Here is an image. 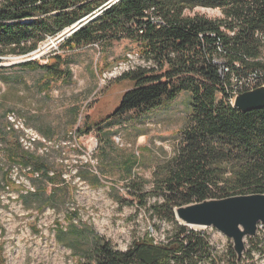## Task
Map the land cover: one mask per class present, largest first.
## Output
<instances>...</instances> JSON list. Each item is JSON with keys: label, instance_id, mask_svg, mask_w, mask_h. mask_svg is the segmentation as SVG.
Masks as SVG:
<instances>
[{"label": "trees", "instance_id": "trees-1", "mask_svg": "<svg viewBox=\"0 0 264 264\" xmlns=\"http://www.w3.org/2000/svg\"><path fill=\"white\" fill-rule=\"evenodd\" d=\"M108 1L0 0V61L4 56L33 52L46 38L102 9L66 37L61 47L97 44L103 48L119 40L136 44L146 65L119 76L132 85L106 119L135 112L143 122L145 112L154 105L171 101L181 92L188 97V116L174 151L154 166L149 180L135 175V155L117 163L127 176L128 190L141 192L145 184H151L148 193L154 201L147 206L146 201L139 203L151 217L170 223L171 229L161 241L145 234L119 250L93 228L73 222L77 212H70L67 227L56 224L55 240L71 250L77 264H241L232 247L219 254L205 232L179 223L174 209L206 199L264 193V106L241 111L229 101L264 86V0ZM196 7L218 10L219 16L187 14ZM51 59L45 64L29 60L16 65L65 76L61 56ZM11 79L4 77V82ZM11 112L5 114L4 132L14 134L17 142L18 133L6 130V116ZM99 123L87 126V132ZM18 150L24 166L11 164L7 175L11 166L18 165L29 167L43 180L52 179L50 166L40 156L19 145ZM80 176L88 178L87 172ZM99 179L88 178L95 186L100 185ZM42 184L34 192H19L26 207L38 201L41 211L51 205L53 193L46 194ZM247 241L251 244L247 255L254 249L264 255L259 238Z\"/></svg>", "mask_w": 264, "mask_h": 264}, {"label": "rangeland", "instance_id": "rangeland-1", "mask_svg": "<svg viewBox=\"0 0 264 264\" xmlns=\"http://www.w3.org/2000/svg\"><path fill=\"white\" fill-rule=\"evenodd\" d=\"M193 13L219 16L218 10L201 7L187 11ZM65 32L46 38L27 55H8L0 61V259L3 264H77L71 250L54 237L57 223L67 227L70 212H77L73 222L93 228L119 250H126L134 239L145 234H150L155 242L161 241L171 229L170 223L151 217L146 210L155 199L148 193L151 184H145L141 192L128 190L127 176L117 163L135 155L138 159L133 168L135 175L149 180L154 166L174 151L177 134L188 116L187 94L181 92L171 101L154 105L145 112L147 118L143 122L135 112L106 119L132 85L128 80L118 79L119 76L146 62L136 44L129 40L113 41L103 48L97 44L63 48ZM55 54L64 60V74L72 69V83L65 79L62 83L45 84L44 80H53L52 77L34 70V66L22 69L16 65L31 58L37 64L53 62L51 58ZM92 73L95 89L91 93ZM39 76L41 82H34ZM4 77L12 79L5 83ZM72 104L78 106L77 121L69 111ZM8 111H14L35 129L36 120L40 127L49 128L54 134L50 137L53 142L48 144L50 152L34 151L38 143L32 149L29 147L31 153L50 166L52 179L43 180L28 169H20L17 176L16 172L11 177L7 175L6 168L11 164L24 166L15 135L4 132ZM20 122L16 120L17 125ZM95 123L99 125L87 132V126ZM35 136L33 130L24 131L23 145L27 148L28 140ZM81 172H87L88 178L99 177L100 185L83 179ZM25 178L30 187L23 181ZM41 184L46 194L53 193V202L41 211L38 201L26 207L19 192H34ZM141 200L147 202L146 206L140 205ZM192 227L205 232L219 254L224 255L232 246L231 238L215 228ZM247 239L246 251L251 247ZM246 251L241 264H264L263 255L256 249L251 255Z\"/></svg>", "mask_w": 264, "mask_h": 264}, {"label": "water", "instance_id": "water-1", "mask_svg": "<svg viewBox=\"0 0 264 264\" xmlns=\"http://www.w3.org/2000/svg\"><path fill=\"white\" fill-rule=\"evenodd\" d=\"M115 1L109 0L107 3ZM101 10L65 29L64 35L70 36L75 30L99 14ZM234 105L241 111L263 107L264 86L238 94ZM174 213L176 220L183 225L212 227L231 238V247L239 261L243 252L246 251L245 238L254 237L257 233L258 223L264 224V193L206 199L176 207Z\"/></svg>", "mask_w": 264, "mask_h": 264}, {"label": "built area", "instance_id": "built-area-1", "mask_svg": "<svg viewBox=\"0 0 264 264\" xmlns=\"http://www.w3.org/2000/svg\"><path fill=\"white\" fill-rule=\"evenodd\" d=\"M31 60H32V58H31ZM229 101L231 103H233L234 97L229 98ZM17 118L19 119V121H21L19 125H17V123H16V120H18ZM6 130H8V131L15 130L18 133L17 143H18L19 147L22 150H24V151L30 152V150L33 148V145H36V143H38V147L36 146L34 151L37 152L38 150H40L41 152H39V153H41V154H45V153L51 151L50 150L51 148H50V146L48 144L52 143L53 140H51L52 142L50 140H47L46 138L41 136L35 129H33L32 127L27 126L25 121H24V119L19 117L14 112H11V113L7 114V116H6ZM26 130H33L35 132V134H36V136L34 138H31V139L28 140L29 146L27 148L23 145V142H22V139L24 138V131H26ZM62 142L64 143L65 140H63ZM62 142H60V143H62ZM60 143H59V145H61ZM29 147H31V149H29ZM59 148H61V147H59ZM26 169L29 170V167L28 168H24L23 170H26ZM19 171H20V167L18 165L11 166L10 169H9L10 177H11V174L13 172H16L15 174L17 176ZM34 174L37 176L36 173H34ZM23 181L28 184V187H30L29 180H27L25 178ZM256 237L259 238L262 241V243H264V224L263 223H258L257 233L252 238H256ZM263 258H264V255H263Z\"/></svg>", "mask_w": 264, "mask_h": 264}, {"label": "crops", "instance_id": "crops-1", "mask_svg": "<svg viewBox=\"0 0 264 264\" xmlns=\"http://www.w3.org/2000/svg\"><path fill=\"white\" fill-rule=\"evenodd\" d=\"M62 61H64V60H62ZM63 67V62H62V65H61V69H63L62 68ZM63 71V70H62ZM95 74H93L92 73V78H93V80H92V85H90V89H89V91L92 93L93 92V90L95 89L94 88V84H95V76H94ZM45 76L47 77V76H50V77H52V79L53 80H44L45 81V84H47L48 83V81H49V83H51V84H53V83H62V82H64L65 81V79H68V81L69 82H71L72 83V80H73V78H74V76H73V72H72V69L70 68V71L68 70V71H66V75L65 76H61V77H59V78H57V77H53L52 75H48V74H45ZM41 78V76H39V77H37L36 78V80H34V82H36L37 83V81H39V82H41L40 79ZM43 79H45V78H43ZM42 79V80H43ZM90 93V94H91ZM77 108H78V106H77V104H72V105H70L69 106V111L72 113V116H73V120H75V121H77V118H78V116H77ZM38 116H35V119L37 118ZM74 121V122H75ZM33 124L37 127V129L40 131V132H42V133H44V134H46L48 137H53L54 136V134L52 133V131L49 129V128H43V127H40V125H38L39 124V122L38 121H33Z\"/></svg>", "mask_w": 264, "mask_h": 264}]
</instances>
